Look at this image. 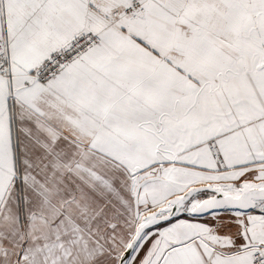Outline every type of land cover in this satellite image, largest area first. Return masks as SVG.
Returning <instances> with one entry per match:
<instances>
[{"label": "snow or ice", "instance_id": "6c2138e0", "mask_svg": "<svg viewBox=\"0 0 264 264\" xmlns=\"http://www.w3.org/2000/svg\"><path fill=\"white\" fill-rule=\"evenodd\" d=\"M0 264H264V0H0Z\"/></svg>", "mask_w": 264, "mask_h": 264}]
</instances>
